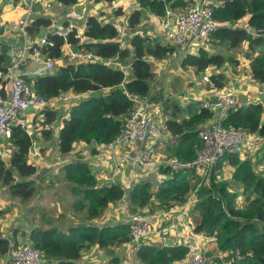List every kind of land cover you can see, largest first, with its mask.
<instances>
[{
	"label": "trees",
	"instance_id": "16d2710c",
	"mask_svg": "<svg viewBox=\"0 0 264 264\" xmlns=\"http://www.w3.org/2000/svg\"><path fill=\"white\" fill-rule=\"evenodd\" d=\"M19 1L11 0L12 4ZM56 1L67 8L77 3V0ZM135 1L138 9L128 16V26L132 29L141 22L142 10L163 18L168 10L183 13L193 4V0ZM209 1L213 19L220 23L209 36L212 40L210 48L233 50L247 42L249 51L255 52L254 47L264 45V37H252L245 30L232 25L246 18L249 26L264 28V0ZM116 14H121L120 9ZM31 19L26 27L31 38L39 37L52 24V20L46 16H33ZM85 25L83 35L86 41L79 43L75 29L67 35L66 41L72 47L93 53L96 58L78 64L64 61L57 70L35 75L31 79L35 90L48 101L62 93L82 96L101 92L100 95L69 104L68 116L62 118L56 137L61 154L69 153L75 142L111 143L120 133L125 118L133 111L134 99L151 96L153 60L172 56L178 48L151 34L142 33L133 34L128 46H122L117 27L112 23H103L95 16H88ZM48 37L53 41V46L43 48L40 55L59 58L64 39L52 33H48ZM9 47L6 44L0 50V85L3 87L7 81L1 75L9 64ZM251 54L246 55L250 57ZM113 59L117 65L108 63ZM225 61L237 63L236 59L225 57L219 51L211 52L200 46L194 54L185 53L180 65L182 68L194 67L199 73L210 66L219 68ZM127 67L129 73L124 70ZM249 69L253 80L264 83V48L251 56ZM210 79L217 87L224 85L222 74H212ZM151 99L159 100L155 96ZM163 101L167 104L165 109H171V117L164 122L165 129L176 140L169 142L160 136L156 145H162L161 151L167 156L174 155L179 160L193 159L201 145L199 126L210 119L211 114L201 107L193 111L189 107V118L177 120L174 114L181 110L180 105L168 99ZM59 114L57 109L50 107L38 111V115L43 117L38 123L42 126L44 139L52 135L49 125L56 121ZM223 123L226 127L241 128L247 134L257 133L264 141V107L260 102L234 106ZM32 141V136L20 126H12L9 137L2 140L12 150L6 160L0 155V188H5L10 197L20 201L31 198L36 191L35 179L39 169L29 160ZM223 164L234 168L232 180L242 188V206L237 203L238 194L229 191V183L215 179V168ZM263 172L255 170L250 157L242 160L236 153H226L210 171V184H206L194 169L174 171L170 166L160 165L157 173L166 178L156 185L155 181L146 178L125 189L120 182L99 183L88 163L80 158L74 159L63 164L60 179L72 184L70 192L77 198L72 204L71 213L77 217L78 223L64 231L56 227L33 228L29 240L51 264H78L81 254L93 245L110 255L107 262L101 264H123L124 257L117 254V249L131 241L128 224L97 226L89 224L90 221L101 218L110 205L124 198L129 212L146 209L149 215L158 210L167 211L175 206H183L194 194L195 203L190 210L195 214L193 231L213 237L218 249L228 253L233 264H264ZM186 251L185 245L162 246L152 241L138 240L134 251L135 264H169L182 259ZM7 252V241L0 237V259Z\"/></svg>",
	"mask_w": 264,
	"mask_h": 264
},
{
	"label": "crops",
	"instance_id": "0c3cea01",
	"mask_svg": "<svg viewBox=\"0 0 264 264\" xmlns=\"http://www.w3.org/2000/svg\"><path fill=\"white\" fill-rule=\"evenodd\" d=\"M14 5L16 4H12L11 0H0V50L6 44L10 46L8 50L10 58L9 64L22 43V38L17 33H9L6 27L7 23L11 22L17 14H19L16 8H14ZM118 9H120L121 13L119 15L116 14ZM134 9H138L135 0H99L98 2L95 0H77V3L68 8L57 3L56 0H37L35 4L36 16H46L52 20V24L44 29L42 34L48 33L52 29H64L68 27L76 29L79 32L85 31L86 18L88 16H95L103 23L110 22L115 25L117 30L121 32L122 37L127 36V40L123 42V46H128L132 35L135 33L151 34L161 39V31L158 27L161 18L146 10H142V17L139 25L134 29L128 26V16ZM243 20L245 21L247 19L244 18ZM120 38L121 37H119L118 40H120ZM188 42L189 41L184 43V46L178 47V52L176 51L172 56H169V58L173 56L177 58V63L175 65L168 63L163 69L161 62L168 57L160 60H153V64L156 66V68L153 69L155 75L158 74V76H161L167 74L165 77L168 79L171 78L170 81L172 85L180 86L177 91L173 92L172 89H168L167 87L161 89L158 88L154 82L151 83L152 93L150 97L155 96L159 99L154 101L156 104L154 109L155 116L161 129L159 135L163 136L165 140L169 142H174L176 137L171 136L165 129L164 122L167 118L171 117V109H165L166 103L163 101L166 100L165 96L170 92L173 101L180 105L181 110L174 114V118L181 120L189 118V107L191 111L198 109L201 100L213 95V91L210 90L208 85L201 79L204 71L198 73L194 67L182 68L180 65V61L185 53L194 54L200 47L192 46V50H190L191 45L188 46ZM198 44H203V42ZM262 48H264V45L254 47L256 51L250 52L248 43L244 42L239 48L230 50L232 53L228 56L236 59L237 63L225 61L219 68L210 66L205 70V72L210 75H223L224 85L221 89L235 95L238 106L247 105L251 102H260L264 107V83L253 80L249 69L251 56ZM247 53L252 54L249 57L246 55ZM39 57L44 58L41 55ZM62 64H64V61L60 59L55 61L56 67ZM37 67L38 62L36 60L30 58L26 59L20 69L23 79L28 83H32L31 79L35 76L34 71ZM168 67L173 69L175 77L170 73ZM5 87L8 88V83H6ZM22 117L26 119L27 123L34 131L32 134L33 146H31L29 151V160L32 164H35V160H38L42 167L38 170L36 176L37 189L35 191L34 201L26 207L28 209V215L25 214V209L22 208L19 201L15 200L16 198L10 197L5 188H0V234L6 233L11 235L17 243L23 240L30 241L29 233L36 227L44 229L56 227L60 231H64L69 226L78 223L77 217H73L72 214H70L69 207L64 209L59 202L61 194H63V189L58 188V186L59 183L63 182H60L58 178H60L61 168L66 162L80 158L88 163L99 183L120 182L125 189H129L133 183L139 180L146 179L149 173H154L153 176L156 175L157 179L163 175L154 171H149L147 173L143 171L142 167L136 166L133 159L138 156L141 148L140 144H130L127 146L115 145L113 149H98L95 143L75 142L73 144V149L70 151V154H72L71 158L62 159L58 157V160L53 162L46 156L47 142L42 139V126L38 123L43 117L38 115V110L34 111L31 108L24 112ZM58 117L54 123L49 125L50 128L58 123L60 120ZM61 123L59 128L61 127ZM202 125L203 123L199 128ZM58 131L59 129L53 132L52 129V135L54 134L57 137ZM157 139L158 138H155L153 141H150V146L154 148L156 152L158 151V154L167 156L165 152L163 154L161 151L163 146L156 145ZM262 147H264L263 140L252 141L248 138L247 147L238 155L242 160L248 156L253 162V160H255V155H258L259 158H264V149L256 154ZM11 150L12 147L8 144L4 142L0 143V155H2L5 160L9 158ZM160 151L161 153H159ZM261 165V163L255 164L259 169H264V165L263 167ZM222 166L226 170L231 167L226 164ZM55 177H57V180L53 179ZM241 191L242 188H240V192L237 196V203L239 205L241 203L244 204V199L240 195ZM51 201L55 203L56 209L49 213L47 205ZM189 201L188 204H192L191 206L193 207L195 203L194 194H191ZM184 206L186 205L175 206L167 211L158 210L153 214H147L151 221L153 235L151 241L162 246H171L185 245L190 241L197 240L203 244V250L208 258H223L225 252H221L218 249L217 242L213 237H208L202 233H195L193 231L195 214L193 211L192 213L190 211V216L185 217L183 215ZM187 207L190 208L188 205ZM145 211L148 210L145 209ZM128 220L129 211L127 209L126 198H124L119 203L110 205L101 218L90 221L89 224L97 226H114L120 223H127ZM135 245L136 241L131 240L117 249V254L124 257L123 264H135L137 262L134 258ZM109 258V253L93 245L81 254L78 264H101L107 262ZM7 259V255L1 257L0 264H6Z\"/></svg>",
	"mask_w": 264,
	"mask_h": 264
},
{
	"label": "built area",
	"instance_id": "2783aa9c",
	"mask_svg": "<svg viewBox=\"0 0 264 264\" xmlns=\"http://www.w3.org/2000/svg\"><path fill=\"white\" fill-rule=\"evenodd\" d=\"M193 4L188 6L183 13H174L167 11L165 17L161 18L158 27L161 31V39L171 45L181 47L188 42V46L197 41L204 42L216 30L220 23L213 19L210 3L206 0H193ZM37 0H20L18 6L23 9V15L14 24L11 25L9 32H16L21 38L22 43L17 49L11 63L6 67V71L1 75L8 83V88L0 85V143L8 138L12 126H20L32 136V127L28 125L23 113L29 108L39 111L45 107H54V101L66 100L72 96V93H62L58 99H45L34 88L32 83H28L22 78L21 69L26 59H34L38 62V67L34 75H45L56 69L55 61H71L78 64L85 60L95 59L96 56L91 52L83 51L80 48L72 47L67 41V35L72 28L52 29L48 33L60 36L64 39L62 46V55L59 58L44 57L40 58L43 48L53 46V41L49 39L48 33H44L37 38H31L26 30L30 19L34 15V6ZM233 26L245 30L251 36L264 37V28L251 27L247 20H238ZM84 31L75 29V37L79 43L86 41L83 35ZM114 65V64H113ZM210 74L204 71L202 81L213 91V95L201 100L200 107L206 109L211 117L199 128L201 145L197 148L195 156L190 160H179L175 156H165L158 154L151 146L150 141L160 137V126L156 120V104L150 96L144 95L135 98V107L133 111L125 118L120 133L108 145L96 144L98 149H113L115 145L127 146L130 144H140L138 156L133 159L138 167L143 171L157 172L160 165L170 166L174 171L194 169L208 184L210 171L217 164L219 159L226 153L240 154L246 147L248 138L252 141L262 140L257 133H245L241 128L226 127L224 119L229 111L237 105L235 95L217 87L210 79ZM7 88V89H6ZM54 109V108H53ZM33 146V141H32ZM121 165V163H120ZM118 172V169H117ZM166 178L161 175V179ZM185 204L183 215L190 216L191 205ZM190 206L189 207H187ZM129 237L131 240L149 242L152 239L151 221L146 213L129 212ZM0 237L7 241V263L6 264H51L46 260L41 252L34 248L30 241L23 240L20 243L15 242L11 235L2 233ZM187 251L180 260L169 264H206L208 257L203 250V244L194 240L185 244Z\"/></svg>",
	"mask_w": 264,
	"mask_h": 264
},
{
	"label": "rangeland",
	"instance_id": "374dc122",
	"mask_svg": "<svg viewBox=\"0 0 264 264\" xmlns=\"http://www.w3.org/2000/svg\"><path fill=\"white\" fill-rule=\"evenodd\" d=\"M206 1L210 3L209 0H206ZM17 4L14 5V8H16V10L18 11L19 14H17V16L11 22H8L7 23V25H6L7 31H10L11 30V28H10L11 25L14 24L23 15V9L21 7H19ZM185 10H184V12H185ZM33 16H36V11L35 10H34V15ZM31 20H33V19H30V21ZM118 32H119V30H118ZM14 33H16V32H14ZM120 35H121V32H119V37H121L120 40H121V43H122V46H123V42L125 40H127V36H123L122 37V35L121 36ZM254 37H258V36H254ZM211 41L212 40L209 37L207 40H205L203 42V44H198L197 41H194L192 43V45H193V47L203 46V47L209 49V51H211V52L219 51L222 54H224L225 57H228L232 53L230 50H227L224 47H218L216 49L210 48ZM183 46H184V44H183ZM176 59L177 58L174 57V56L173 57H170V58L168 57L166 59H163V61L161 62V65H162L163 69H164V67H166L168 65V63H171L172 65H175L177 63L176 62ZM108 63L114 64V65H117L118 64L116 62V60H114V59L111 60V61H109ZM152 68L153 69L156 68V66L153 63H152ZM168 69H170V73H172V75L174 76L175 75L174 74L175 72L173 71V69L171 67H168ZM124 70L129 73L128 67L127 68H124ZM166 75L158 76V74H156V75L154 74V77L152 79V82H154L155 85L158 88L163 89L164 87H167L168 89H172L173 92L177 91V89L180 86L176 85L177 86L176 87V86L172 85V82L170 81L171 78H169V79L166 78L165 77ZM100 94H101V92L96 91V92L84 94L82 96H74V95H72V96L68 97L66 100H62L61 99L60 101H54V103H53L54 104V107H52V108H54V109L56 108L60 112V115L58 117V119H60V120L54 126H51V128L53 129V132H55V131H57L59 129V125L61 123L62 118L68 116V106H69V104L71 102L78 101V100H84V99L89 98L91 96H95V95L97 96V95H100ZM165 97L169 101H173V98H172V95L170 94V92ZM160 124H161V122H160ZM32 130H33V128H32ZM33 133H34V131L32 132V134ZM42 139L47 142V153H46V156L51 161L56 162L58 160V157H60L62 159H69V158L72 157V154H70V152L69 153H66V154H61L60 153V151L57 148L56 136L54 134L51 135V136H49V137H47V138H45V139L44 138H42ZM263 149H264V147H262L261 149H259L256 154L260 153ZM254 158H255V160H253V162H254V168H255V170L257 172L264 171V169H259L257 166H255L256 163H261L262 164L261 166L263 167V165H264V158L263 157L262 158H259L258 155H255ZM35 165L38 167V169H41V167H42V165L40 164V162L38 160H35ZM233 169H234L233 167H229L228 170H226V169L223 168V166H221L220 168L219 167L218 168H215V171H214V173L216 174L215 175V179H216L217 182L218 181H224V180L227 181L229 183V186H230L229 187V191L236 192L237 194H239L241 186H239L238 184H236V182H234L232 180V172H233ZM153 174L154 173H152V174L149 173V175H148L147 178H149L153 182L155 181V185H156V183L161 180V177L157 179V176L156 175L153 176ZM53 179L57 180V177H55ZM58 180L60 182H63V183H59V186H58V188L63 189V194H61V198L59 199V202L62 204V206L64 207V209L69 207L70 212H71L72 204H73L74 200L77 198L76 196H74L70 192V187L72 186V184L70 182H67V181H65L63 179H60V178H58ZM35 182L37 183V179L35 180ZM208 184H210L209 183V180H208ZM62 186H63V188H62ZM36 189H37V187H36ZM34 195L31 198H29V199H27L25 201H20L18 198L15 199L16 201L18 200L19 203L21 204L22 208L25 209V214L26 215H28V209L26 207L32 201H34ZM126 204H127V202H126ZM242 205H244V204L241 203L240 206H242ZM47 208H48L49 213L52 212V211H54L56 209L55 203L53 201L49 202L48 205H47ZM139 212L146 213V215L148 214V212L145 211V209L144 210H140ZM70 214H72V213H70ZM213 263H215V264H233L231 258L228 256V253H225V256H223V258L222 257H220V258H218V257H212V258H210L209 257L206 264H213Z\"/></svg>",
	"mask_w": 264,
	"mask_h": 264
},
{
	"label": "water",
	"instance_id": "95a60500",
	"mask_svg": "<svg viewBox=\"0 0 264 264\" xmlns=\"http://www.w3.org/2000/svg\"><path fill=\"white\" fill-rule=\"evenodd\" d=\"M20 72H21V71L19 70L18 73H20ZM80 225H82V224H80Z\"/></svg>",
	"mask_w": 264,
	"mask_h": 264
},
{
	"label": "bare ground",
	"instance_id": "6f19581e",
	"mask_svg": "<svg viewBox=\"0 0 264 264\" xmlns=\"http://www.w3.org/2000/svg\"><path fill=\"white\" fill-rule=\"evenodd\" d=\"M233 25V24H232ZM235 27V26H234ZM259 37V36H258Z\"/></svg>",
	"mask_w": 264,
	"mask_h": 264
}]
</instances>
